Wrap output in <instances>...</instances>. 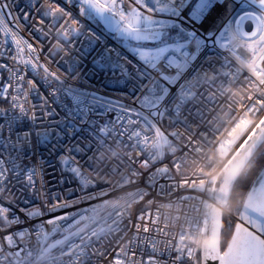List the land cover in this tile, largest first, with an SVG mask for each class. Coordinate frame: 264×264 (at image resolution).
<instances>
[{
    "label": "snow or ice",
    "instance_id": "6c2138e0",
    "mask_svg": "<svg viewBox=\"0 0 264 264\" xmlns=\"http://www.w3.org/2000/svg\"><path fill=\"white\" fill-rule=\"evenodd\" d=\"M18 5L0 0V100L8 104L0 107V264H264V0ZM30 19L41 42L55 30L49 52L68 58L66 75L41 64L21 35ZM41 70L58 85L48 96L27 78ZM101 78V87L121 85L123 99L80 86ZM41 148L49 159L33 161ZM110 159L120 163L109 168ZM189 163L195 169L177 182L173 170ZM57 170L60 184L76 183L75 199L50 187ZM161 179L170 182L161 195L186 189L179 201L197 202L199 215L178 239L159 240L169 233L158 215L142 209L132 219ZM91 201L102 202L62 212ZM21 214L32 227H19ZM32 234L37 253L19 244Z\"/></svg>",
    "mask_w": 264,
    "mask_h": 264
},
{
    "label": "built area",
    "instance_id": "2783aa9c",
    "mask_svg": "<svg viewBox=\"0 0 264 264\" xmlns=\"http://www.w3.org/2000/svg\"><path fill=\"white\" fill-rule=\"evenodd\" d=\"M63 2H64V0H57V3L63 4ZM24 4H25V0H19V5H18L19 7H23ZM73 11L75 13V10H73ZM13 14L16 15L17 12L14 11ZM80 19L82 20L83 18H80ZM33 22L34 21H32L31 19L29 22H27L29 27H26L21 32V35L25 39L29 40V42H32L34 44V46L38 49V55H39V60H40L41 64L48 67L50 69V71H52V72H58L62 75H66L68 64L65 63V60H67L68 58L64 57V54L62 51L57 55H50V52H49V50L52 49L53 45L56 43L57 37L55 34V30H53L50 37L44 38L41 42L39 37L42 34H40V33L30 34V25ZM61 22H63V21H61ZM9 23H12V22L9 21ZM21 23H25V22L21 19ZM209 23H212V21H209ZM43 27H44L45 31H47L48 23L46 22L43 25ZM77 46H79V45H77ZM62 57H63V59H62ZM236 66L238 67L239 65H236ZM245 73H246V70H245ZM5 76H7V73H5ZM43 77H44V73L42 70L38 74H35V73L29 71L28 76H27V78H34L35 82L37 83L38 92L40 94L48 96V94L52 91V88H56V87H58V85L56 83H53L52 87L50 88L48 86V82L45 81L43 79ZM69 83H72V81L69 80ZM101 83H102V78L93 80L91 85L81 84L80 86L81 87H89L92 90H97L105 96H109V97L116 98V99H123L122 92L125 91V89L121 85L113 84L110 86L101 87ZM25 87H27L26 81H25ZM233 90L235 91L236 89L234 88ZM29 99L33 103H37V104L39 103V99H38V96L36 93H33L29 97ZM49 99L51 100V97H49ZM236 99H239V96H237ZM127 102L131 103V101H127ZM7 106H8L7 102L0 100V107H7ZM53 106H55V105H53ZM164 126L167 127L166 121H165ZM225 126L227 127L228 125H225ZM41 154L46 159H49L47 152L43 148H41L39 150V152L32 157V160L36 161L38 156ZM132 156H133V158H136L134 151H132ZM54 162H55V157H52L50 159V163H54ZM25 163H28V161H25ZM106 163L108 164V167L111 168L113 166V164L120 163V162L110 159V160L106 161ZM126 163H127V158L125 157L124 164H126ZM163 163H168L170 165L171 164V157L169 156V157L165 158ZM124 164H121V171H123ZM157 166H159V165H157ZM58 167L59 166L57 165V168ZM134 167H138V164L134 165ZM195 167H196L195 164H191V163L184 164L181 167L179 174H177L176 171L173 170L172 175L175 177L176 181L179 182L182 175H190L193 172V170L195 169ZM44 168H45L44 179L47 182L50 179L49 167L47 164H45ZM60 179H61V174H60L59 170H57L55 173V179L50 184V187L52 188V190L54 192L59 193V195L62 198H67L70 201L75 199L77 196L80 195V192H79V190H77V185L74 181H70V182L65 183V184H60L59 183ZM111 179H112L113 183L116 182L117 180L120 179L119 174L112 175ZM169 183L170 182L168 180L161 179L159 181V183L157 184V187L155 189H148L149 195L145 198L144 201H142L139 204L134 206V214L132 217V219L135 220L136 215H138L142 209L144 211L150 212L153 217L158 215L159 216L158 227L164 228L165 225H167L165 230L169 233L168 237L159 236L158 238L161 241L171 239L172 237H176L178 239L180 233L183 230L188 229V219L187 218L195 219L199 215L193 208V205H195L197 203L196 201H185L182 203L179 201V197L182 195L188 194L189 190L180 189L177 192L169 195L168 193L171 190L166 188L165 193L163 195L160 194V187H159L160 184H164L167 186ZM136 187H137L136 185H132V186L120 189V190L114 192L112 195H110L108 197H104L103 199H114L116 196L124 195L126 192H129V191H134ZM140 187H144V185L141 184ZM69 189H74L75 191H73L72 194L70 195L69 191H68ZM49 195H51V193H49ZM147 200H153V204L151 206H148ZM101 202L102 201H91V202H86L84 204H76V205H73V207H71V208L63 209L62 212L75 213L77 210H81V209L88 207L89 204H98ZM5 203H6V201H5ZM35 203L37 205H40V204H42V201L36 200ZM45 211H46V209H45ZM60 214H62V213L57 212V213H53L51 215H60ZM47 218H49V217L48 216L43 217V219H47ZM21 219L24 220L25 223L20 225L19 227H29L30 228L35 223V221H28L27 218L24 217L22 214H21ZM125 225H127V220L125 221ZM15 230H16L15 227L13 229H11V231H15ZM46 230L51 231V226H47ZM127 230L128 229L126 227L125 231H127ZM4 234H6V233H0V238H2V236ZM131 235H132V232L129 231L128 236L131 237ZM141 235L143 236L145 234L143 232H141ZM147 235L154 236V235H156V233L152 232V233H149ZM56 238H59V237H56ZM118 238H119L118 236L113 238V241H112L113 244L115 243V240ZM19 244L21 247L26 245L31 251H33V253H37L41 247L40 243L37 241L36 236L34 234H32L29 237H26L23 241H19ZM5 248L7 249L6 244H5ZM59 253H60V250L58 248L53 250V255L58 256ZM62 259L64 261H67L68 258L63 257Z\"/></svg>",
    "mask_w": 264,
    "mask_h": 264
},
{
    "label": "trees",
    "instance_id": "16d2710c",
    "mask_svg": "<svg viewBox=\"0 0 264 264\" xmlns=\"http://www.w3.org/2000/svg\"><path fill=\"white\" fill-rule=\"evenodd\" d=\"M253 178V177H250V179ZM225 216L227 218V212H225ZM235 222V217H233V223Z\"/></svg>",
    "mask_w": 264,
    "mask_h": 264
},
{
    "label": "water",
    "instance_id": "95a60500",
    "mask_svg": "<svg viewBox=\"0 0 264 264\" xmlns=\"http://www.w3.org/2000/svg\"><path fill=\"white\" fill-rule=\"evenodd\" d=\"M227 212V211H226Z\"/></svg>",
    "mask_w": 264,
    "mask_h": 264
}]
</instances>
